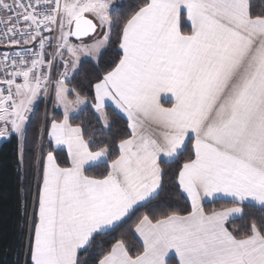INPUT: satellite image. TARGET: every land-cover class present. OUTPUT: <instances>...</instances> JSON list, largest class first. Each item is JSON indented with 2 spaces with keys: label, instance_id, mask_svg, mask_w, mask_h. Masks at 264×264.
<instances>
[{
  "label": "snow or ice",
  "instance_id": "6c2138e0",
  "mask_svg": "<svg viewBox=\"0 0 264 264\" xmlns=\"http://www.w3.org/2000/svg\"><path fill=\"white\" fill-rule=\"evenodd\" d=\"M137 7L119 23L117 60L93 86L90 106L105 129L108 102L127 119L113 156L107 142L90 144L71 123L87 98L65 80L81 55L100 60L121 8L110 0H0V45L12 49L0 58V138L14 133L23 141L33 106L49 94L53 61L64 68L54 81L63 118L47 132L30 262L88 264L82 256L96 249V264H264V220L238 233L227 226L243 220L246 207L264 212V0H143ZM98 29L99 38L82 40ZM45 33H56L51 56ZM73 36L81 43L72 44ZM57 152H66L68 166ZM162 164H179L174 180L190 211L143 215L134 227L139 250L123 238L106 249L97 244L137 206L159 199ZM205 200L232 206L207 213Z\"/></svg>",
  "mask_w": 264,
  "mask_h": 264
},
{
  "label": "trees",
  "instance_id": "16d2710c",
  "mask_svg": "<svg viewBox=\"0 0 264 264\" xmlns=\"http://www.w3.org/2000/svg\"><path fill=\"white\" fill-rule=\"evenodd\" d=\"M143 0H122L119 15L114 14V21L118 22L113 32V39L107 50L101 55L98 62L83 61L78 71L66 83L70 89H75L82 97H86L89 105L83 112L71 119L73 126H80L84 136L90 144L101 141L110 145L113 156L116 154V146L121 138L127 136V121L121 118L113 109L106 108L111 127L103 128L101 121L90 106L94 102V84L107 70L113 61L117 60L119 23L125 20L130 11L138 10ZM186 31L188 29H185ZM53 93L49 101L40 100L33 112L24 137L23 152L20 151L19 140L12 136L0 146V264H31L27 255L29 226L34 218L33 203L38 193L39 179L42 177V165L47 151L50 150V142L47 132L51 120H61L63 115L53 108ZM75 99V94L70 96ZM168 106V105H165ZM95 147V145H93ZM186 158V157H184ZM182 158V159H184ZM57 162L61 166H68L65 152H57ZM164 176L162 179V191L157 201L148 207H139L127 218V223L111 236L103 237L97 241L103 248H108L116 239L123 238L126 243L134 248L141 249V244L134 234L135 224L143 215H166L177 212L186 215L190 211V204L176 185L174 176L179 164H162ZM104 169H94L89 175L99 176ZM158 205V208L156 207ZM232 205L223 201L212 202L204 206L207 213L222 210ZM243 220L230 222L227 226L230 231L240 232L247 229L252 221L259 224L264 220V212L257 207H246ZM99 250L82 256L88 264H96L94 256H99Z\"/></svg>",
  "mask_w": 264,
  "mask_h": 264
},
{
  "label": "rangeland",
  "instance_id": "374dc122",
  "mask_svg": "<svg viewBox=\"0 0 264 264\" xmlns=\"http://www.w3.org/2000/svg\"><path fill=\"white\" fill-rule=\"evenodd\" d=\"M110 2H111V5H112L113 7H119L120 4H121V2H122V0H110ZM101 35H102V32L98 29L97 33H96L94 36H91V37H89V38H87V39H83V40H84L85 42L91 43V42H93L94 38H99ZM69 39H70V42H71L72 44H80V43H81L80 40H78V41H76V40H72L71 37H70ZM107 48H108V45H106L105 48L101 50V55L107 50ZM65 58H66L67 60H70V57H69L67 54H65ZM83 61H89V62H92V63H96V62H98L96 59H94V58H92V57H90V56L81 55V56H80V62H79V64H78V66L76 67V69L73 70V71H70V77H71L72 73L78 71L79 65H80V63L83 62ZM54 87H55V85H54ZM69 90H70V89H69ZM46 99H47V97H41L40 99L37 100L36 104H37L40 100H46ZM87 102H88V101H87ZM36 104L34 105V107L36 106ZM85 105H86V104H85ZM85 105H81V106H79V108H78L76 111L72 112L70 116H72V115H79L81 112H83L84 108L86 107ZM84 106H85V107H84ZM53 108H54L55 110H57V112H60V113L63 115V108H62V107H57V106H56V104H55V98H53ZM17 137H18V139H19V141H20V143H21V145H22L23 141L21 140V138H20L18 135H17Z\"/></svg>",
  "mask_w": 264,
  "mask_h": 264
},
{
  "label": "built area",
  "instance_id": "2783aa9c",
  "mask_svg": "<svg viewBox=\"0 0 264 264\" xmlns=\"http://www.w3.org/2000/svg\"><path fill=\"white\" fill-rule=\"evenodd\" d=\"M45 35H48V36L53 38L52 39V46L48 47V49H47L48 55L51 56L55 52L56 33H45ZM29 47L35 48L36 45H30ZM17 50H19V49H17ZM11 51H12V49H10L9 47L4 46V45H0V58L3 57V54L5 52H11ZM64 59L67 60L65 57H64ZM56 69H58V72H57V78H58L59 74L64 71V68H63V66H62V64H61V62L59 60L53 61V70H52V74H51V80L53 81V83H51L49 85V94L47 96L46 101H49V99L51 98V95L53 93V89H54V85H55L54 81L56 80L55 79V71H56ZM2 75H3V73L0 72V76H2ZM71 77H70V71H69L68 78H67V80H65V84L71 79Z\"/></svg>",
  "mask_w": 264,
  "mask_h": 264
},
{
  "label": "crops",
  "instance_id": "0c3cea01",
  "mask_svg": "<svg viewBox=\"0 0 264 264\" xmlns=\"http://www.w3.org/2000/svg\"><path fill=\"white\" fill-rule=\"evenodd\" d=\"M57 72H58V69H56V71H55V79H57ZM76 72H74V73H72V75L71 76H73L74 74H75ZM55 88V87H54ZM53 96H54V89H53ZM54 98V97H53ZM37 105V104H36ZM89 105V102H87V104L85 105L86 107ZM84 106V107H85ZM36 107V106H35ZM35 107L33 106V112H34V110H35ZM85 107V108H86ZM84 108V109H85ZM106 108H111V109H113L121 118H123L124 120H126L127 121V119H126V117L122 114V113H119V111L118 110H115L114 109V106L113 105H111V103L110 102H108V104L106 105ZM105 108V109H106ZM93 111H94V109H93ZM95 112V111H94ZM82 113V112H81ZM80 113V114H81ZM79 114V115H80ZM96 115H97V117H98V114L97 113H95ZM32 116H33V113L32 114H30V116H29V122H30V120H31V118H32ZM78 115H72V116H70V120L72 119V118H74V117H77ZM29 122L25 125V133H26V129H27V127H28V124H29ZM102 123V122H101ZM104 128V127H103ZM105 129V128H104ZM105 130H108V129H105ZM12 136H16L17 137V134H12V135H10L9 137H7V138H0V146L3 144V143H5V142H7ZM18 138V137H17ZM19 140V139H18ZM19 146H20V151H21V147L23 146L24 147V139H23V143H22V145H21V143H20V141H19ZM66 153V152H65ZM182 192V191H181ZM183 195H184V197L187 199V197H186V194H184V193H182ZM187 201L189 202V204H190V201L187 199ZM212 202H215V201H212V200H205V201H203L202 203H203V205L205 206L206 204H209V203H212ZM140 206H137V208H139ZM254 207H257V208H259L258 206H254ZM135 211V210H134ZM125 219H127V218H125ZM238 220V219H237ZM135 237L137 238V240L139 241V243L142 245V241L138 238V236H136L135 235Z\"/></svg>",
  "mask_w": 264,
  "mask_h": 264
},
{
  "label": "water",
  "instance_id": "95a60500",
  "mask_svg": "<svg viewBox=\"0 0 264 264\" xmlns=\"http://www.w3.org/2000/svg\"><path fill=\"white\" fill-rule=\"evenodd\" d=\"M94 35H95V34H94ZM94 35H93V36H94ZM89 37H91V36H89ZM89 37H83L82 40H83V39H87V38H89ZM71 38H72V40H76V41H78L74 36L71 37Z\"/></svg>",
  "mask_w": 264,
  "mask_h": 264
}]
</instances>
